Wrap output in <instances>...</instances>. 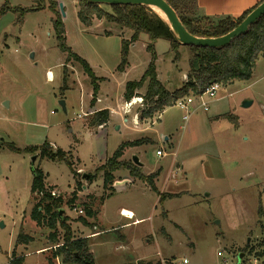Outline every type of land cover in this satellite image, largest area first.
I'll return each mask as SVG.
<instances>
[{"label": "rangeland", "instance_id": "374dc122", "mask_svg": "<svg viewBox=\"0 0 264 264\" xmlns=\"http://www.w3.org/2000/svg\"><path fill=\"white\" fill-rule=\"evenodd\" d=\"M54 1L66 46L97 79L102 98L97 106L116 112L108 111L106 127H89L99 95H93L81 66L58 48L49 0H0V264L9 263L19 235L32 238L23 244L28 255L22 264H49L54 245L64 240L60 225L53 242L46 224L30 219L41 198L30 192L33 169L60 198L72 238L99 230L87 240L94 264H155L160 258L170 264H256L254 255L264 247V56L248 80L220 86L207 99L208 109H197L186 123L174 105L142 117L144 100L134 98L126 107L123 94L150 62L147 36L129 45L126 65L118 71L122 40L131 32L105 20L85 27L75 0ZM37 6L38 11H24ZM177 51L175 58L163 39L154 44L156 77L169 93L182 87L189 69V49ZM145 90L146 84L137 95ZM245 102L250 104L244 107ZM143 139L150 143L125 149L120 161L138 167L144 177L159 171L154 188L127 169L114 172L115 181L104 188L106 160L120 144ZM44 144L50 152L61 151L71 169L64 159L28 152ZM120 207L145 220L124 226L131 220L119 214ZM41 248L46 251L35 254ZM21 253L17 248L16 255ZM52 264L75 263L57 258Z\"/></svg>", "mask_w": 264, "mask_h": 264}, {"label": "trees", "instance_id": "16d2710c", "mask_svg": "<svg viewBox=\"0 0 264 264\" xmlns=\"http://www.w3.org/2000/svg\"><path fill=\"white\" fill-rule=\"evenodd\" d=\"M77 3V18L85 27H91L94 20H105L109 24H114L120 29H127L131 32L129 40H122L121 46V62L117 67L118 71H123L126 65L128 47L136 42L142 34L147 36L146 50L150 53V62L141 79L137 82H127L124 88L123 98L125 102H129L134 98H142L147 104V109L141 114L142 117L150 118L155 112L161 111L164 107H171L174 103L186 96L202 95L210 85L216 83L225 86L233 81H246L251 77L255 63L259 57L264 56V15L251 25L247 33L233 40L229 45L219 49L201 48L194 46H186L190 52L189 69L186 81L182 87L173 93H169L157 80L155 71V53L154 44L157 40L163 39L169 42L170 49L175 53L177 58L178 48L181 46L175 40L174 35L169 29L166 22L161 19L151 9L141 6H106L89 3L84 0H75ZM169 6L175 11L181 24L186 31L197 38H217L226 35L235 29L251 11L244 13L237 19L231 18H208L201 17L197 14L196 0H165ZM7 2V1H6ZM7 5V4H6ZM108 8V10H106ZM6 10L18 11L19 8ZM39 6L29 8L26 11H38ZM49 11L53 14L52 26L55 33L58 48L61 52L67 54V59H73L82 68L93 85L92 93L96 96L98 85L96 78L89 65L78 56L73 54L65 44V31L62 21L56 11V3L49 0ZM3 12V11H2ZM146 84V90L143 96L137 95L143 85ZM109 121L108 110H99L93 113L90 128L104 127ZM150 141L135 140L132 142H124L118 146L110 158L106 160L101 167L103 174V187L111 186L115 181L113 173L120 169H127L129 175L138 180L147 181L154 188V179L159 175V171L144 177L138 170V167L131 163L120 161L125 149L138 147L148 144ZM39 150V151H38ZM28 152L35 154L39 152L41 158L51 160L64 159L66 165L71 169V164L64 158V154L56 150L50 152L49 145L44 144L40 149L32 147ZM49 187L43 182V176L37 170H34V178L32 180L30 192L32 195L41 197L33 207L30 219L37 225L46 224L49 230V240L56 241L57 231L56 225H60L65 230L64 240L60 244H55V250L49 260L61 258L63 263L75 264H94L92 256L87 247L85 238H72L69 228L66 225L64 216H59L61 209V200L59 197L51 196ZM75 196V195H74ZM170 198L177 195H168ZM74 198V197H73ZM46 203L41 207V203ZM73 200L68 203L73 204ZM260 210L258 214H260ZM86 216L91 215V211L85 208ZM83 223L86 224L84 219ZM32 238L26 235H19L16 239L13 253L8 264H22L24 257L16 256V248L23 246L31 241ZM247 246L245 247V249ZM244 249V250H245ZM257 263L264 264V247L254 255ZM136 264H152L138 262Z\"/></svg>", "mask_w": 264, "mask_h": 264}, {"label": "water", "instance_id": "95a60500", "mask_svg": "<svg viewBox=\"0 0 264 264\" xmlns=\"http://www.w3.org/2000/svg\"><path fill=\"white\" fill-rule=\"evenodd\" d=\"M89 3L106 5V6H141L152 10L155 8L159 10L165 18V22L175 37L177 43L181 46H194L201 48L219 49L226 45H229L233 40L247 33L249 27L258 21L264 15V0L255 7L243 21L232 31L224 36L217 38H197L190 35L181 24L175 11L169 6L165 0H84ZM250 103H243L244 107H247ZM61 108L65 111L63 102H60ZM35 157L32 158V169ZM135 165L141 166L136 157L132 158ZM34 173V169H33ZM84 178L88 176L84 175ZM63 210H59V216H63ZM242 254L238 255L237 260L240 261Z\"/></svg>", "mask_w": 264, "mask_h": 264}, {"label": "crops", "instance_id": "0c3cea01", "mask_svg": "<svg viewBox=\"0 0 264 264\" xmlns=\"http://www.w3.org/2000/svg\"><path fill=\"white\" fill-rule=\"evenodd\" d=\"M262 1L263 0H196L197 14H198V16L208 17V18H227L228 17L231 19H237V18L241 17L244 13L252 11ZM121 30H123V29H121ZM47 74H48V77L51 78V73L48 72ZM98 95L99 94L97 93L96 97ZM101 99L102 98L99 95V97L97 99V103L94 104V106H92V109H94L93 112H96L99 110H108V111L112 110V111L116 112L113 109L106 108L107 106L98 107L97 105L101 102ZM120 106H119V110H120ZM106 126H107V124L104 127H106ZM121 159L124 160V153H123V156ZM138 161H139V159H138ZM141 167H142V164H141ZM151 174H153V173H151ZM117 183L118 182H116V184ZM86 208L90 209L88 206ZM123 211H126L129 214V216H123L122 215ZM119 214L121 216H123L124 218L125 217L128 218L127 220H129V221L131 220L130 223H126V224H124V226L139 225V224H141L142 221L145 220L142 217L136 218V215L131 210H129L127 208H123V207L119 208ZM84 221L86 222V224H89L86 221V219H84ZM98 233H99V230H94L91 233H84V235L81 236L80 238H85L86 240H88L89 237H93V236L97 235ZM19 247H21V252H23V253L16 255V256H22L25 259L26 255H28V253H27V251H24V246H18L17 248H19ZM53 249L55 250V247ZM44 251H46L44 248H41L40 250L39 249L34 250L35 254H38V253H41ZM91 256H92V254H91ZM141 260H143V259H140V258L137 259V261H141Z\"/></svg>", "mask_w": 264, "mask_h": 264}, {"label": "built area", "instance_id": "2783aa9c", "mask_svg": "<svg viewBox=\"0 0 264 264\" xmlns=\"http://www.w3.org/2000/svg\"><path fill=\"white\" fill-rule=\"evenodd\" d=\"M220 89V85L214 83L208 87V89L199 96H186L183 98L178 99L174 106L180 109L182 112H184V115L182 117V120L186 123L189 120V117L192 113L197 111V109H208V100H212L215 97L216 92ZM206 97V98H205ZM126 107H131L133 105V100H130L129 102L125 103ZM156 155L158 157H162L163 153L161 151H157ZM51 196L56 197L55 193L53 191L50 192ZM74 212L78 213L79 215L83 214V211L81 209L74 208ZM158 262L155 264H170L168 261H165L163 259H158ZM183 263H187L186 260L183 261ZM224 264V263H220Z\"/></svg>", "mask_w": 264, "mask_h": 264}, {"label": "bare ground", "instance_id": "6f19581e", "mask_svg": "<svg viewBox=\"0 0 264 264\" xmlns=\"http://www.w3.org/2000/svg\"><path fill=\"white\" fill-rule=\"evenodd\" d=\"M152 11H153L155 14H157L161 19H163V20L165 21L164 15H163L159 10H157V9H155V8H152ZM49 75H50V74H49ZM122 215H123V216H129V214H128L126 211H123V212H122Z\"/></svg>", "mask_w": 264, "mask_h": 264}]
</instances>
